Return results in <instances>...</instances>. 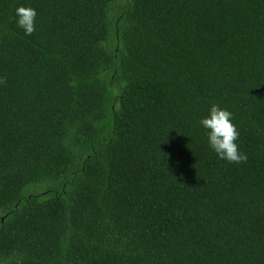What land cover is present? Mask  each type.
I'll return each instance as SVG.
<instances>
[{"label": "trees", "instance_id": "1", "mask_svg": "<svg viewBox=\"0 0 264 264\" xmlns=\"http://www.w3.org/2000/svg\"><path fill=\"white\" fill-rule=\"evenodd\" d=\"M0 264H264V0H0Z\"/></svg>", "mask_w": 264, "mask_h": 264}, {"label": "clouds", "instance_id": "2", "mask_svg": "<svg viewBox=\"0 0 264 264\" xmlns=\"http://www.w3.org/2000/svg\"><path fill=\"white\" fill-rule=\"evenodd\" d=\"M36 12L34 9L19 8L16 11L17 27L26 35L35 30ZM232 113L218 105H212L201 118L200 126L205 130L208 145L220 160L239 164L247 160L237 143L239 132L232 122Z\"/></svg>", "mask_w": 264, "mask_h": 264}]
</instances>
